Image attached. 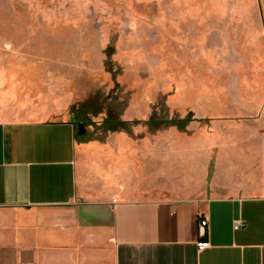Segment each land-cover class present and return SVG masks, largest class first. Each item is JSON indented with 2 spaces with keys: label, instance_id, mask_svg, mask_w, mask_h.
<instances>
[{
  "label": "rangeland",
  "instance_id": "374dc122",
  "mask_svg": "<svg viewBox=\"0 0 264 264\" xmlns=\"http://www.w3.org/2000/svg\"><path fill=\"white\" fill-rule=\"evenodd\" d=\"M0 64L11 111L73 122L164 197L264 150V0H0Z\"/></svg>",
  "mask_w": 264,
  "mask_h": 264
},
{
  "label": "crops",
  "instance_id": "0c3cea01",
  "mask_svg": "<svg viewBox=\"0 0 264 264\" xmlns=\"http://www.w3.org/2000/svg\"><path fill=\"white\" fill-rule=\"evenodd\" d=\"M2 68L0 264H264V150L164 197L124 152L86 155L73 122L11 111Z\"/></svg>",
  "mask_w": 264,
  "mask_h": 264
},
{
  "label": "built area",
  "instance_id": "2783aa9c",
  "mask_svg": "<svg viewBox=\"0 0 264 264\" xmlns=\"http://www.w3.org/2000/svg\"><path fill=\"white\" fill-rule=\"evenodd\" d=\"M207 226H208L207 220L206 219H201L200 222H199V227H200V233L201 234H204ZM241 227H243V224L241 222H236L234 224V229L235 230H237V229H239ZM196 246H197V249L199 251H201V250H204L205 248H207L209 246V243H208V241L200 240V241L197 242Z\"/></svg>",
  "mask_w": 264,
  "mask_h": 264
},
{
  "label": "water",
  "instance_id": "95a60500",
  "mask_svg": "<svg viewBox=\"0 0 264 264\" xmlns=\"http://www.w3.org/2000/svg\"><path fill=\"white\" fill-rule=\"evenodd\" d=\"M78 132H79V134H82L83 132H84V127H83V125L82 124H79L78 125Z\"/></svg>",
  "mask_w": 264,
  "mask_h": 264
}]
</instances>
